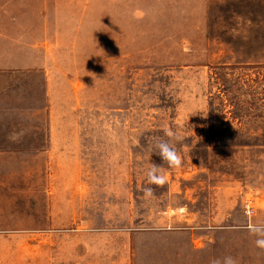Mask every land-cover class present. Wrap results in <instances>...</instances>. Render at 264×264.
I'll list each match as a JSON object with an SVG mask.
<instances>
[{
	"label": "rangeland",
	"instance_id": "1",
	"mask_svg": "<svg viewBox=\"0 0 264 264\" xmlns=\"http://www.w3.org/2000/svg\"><path fill=\"white\" fill-rule=\"evenodd\" d=\"M249 223L264 0H0V264H264Z\"/></svg>",
	"mask_w": 264,
	"mask_h": 264
},
{
	"label": "clouds",
	"instance_id": "2",
	"mask_svg": "<svg viewBox=\"0 0 264 264\" xmlns=\"http://www.w3.org/2000/svg\"><path fill=\"white\" fill-rule=\"evenodd\" d=\"M162 132L163 137H167V139L163 137L157 138L154 144V153L161 157L169 169H179L182 167L183 159L173 142H180L182 137L178 132L168 126H165ZM21 135L22 133L13 132L10 134L9 139L16 141ZM146 176L148 184L157 187H164L168 180L164 167L155 164H151V167L146 172ZM143 194L145 198L152 197L154 189L152 187H144ZM247 229L251 235L256 237L255 246L261 251H264V226L249 223ZM210 264H237V261L231 256H226L223 260L218 258L213 259Z\"/></svg>",
	"mask_w": 264,
	"mask_h": 264
},
{
	"label": "built area",
	"instance_id": "3",
	"mask_svg": "<svg viewBox=\"0 0 264 264\" xmlns=\"http://www.w3.org/2000/svg\"><path fill=\"white\" fill-rule=\"evenodd\" d=\"M246 206H247L246 213H247L248 215L253 214V213H254V209H253V207L251 206V204L248 203Z\"/></svg>",
	"mask_w": 264,
	"mask_h": 264
}]
</instances>
